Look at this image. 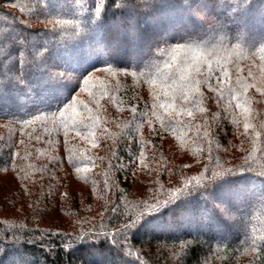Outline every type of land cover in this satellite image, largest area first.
Segmentation results:
<instances>
[{
    "label": "trees",
    "instance_id": "1",
    "mask_svg": "<svg viewBox=\"0 0 264 264\" xmlns=\"http://www.w3.org/2000/svg\"><path fill=\"white\" fill-rule=\"evenodd\" d=\"M200 30L209 34L195 38ZM8 37L14 45L0 46V264H89L84 256L264 264V163L249 157L178 188L242 123L262 125L260 94L237 64L264 67V0H0V40ZM194 48L235 54L231 137L212 127L218 105L200 87L210 83L208 66L187 71ZM102 70L122 76V86L96 77ZM135 80L161 94L149 102ZM141 103L155 120L147 131L137 126ZM211 194L222 195L219 205ZM166 228L172 233L145 234Z\"/></svg>",
    "mask_w": 264,
    "mask_h": 264
},
{
    "label": "rangeland",
    "instance_id": "2",
    "mask_svg": "<svg viewBox=\"0 0 264 264\" xmlns=\"http://www.w3.org/2000/svg\"><path fill=\"white\" fill-rule=\"evenodd\" d=\"M217 23H218L217 21L207 22L209 26L216 25ZM208 34H209V31L207 32V31L200 30L198 33L194 35V37L202 38V37H206V35ZM232 35H234V33ZM247 40L249 42H253V41H257L258 38L254 37V38H249ZM1 45L4 47L14 45V40L12 37H8L6 39L0 40V46ZM204 53L205 51L202 49H197V48L192 49V52L190 53V55H191V58L193 59V63L191 64V66L188 68L187 71L189 72L193 71L196 68L200 67L201 65L205 67L208 66L207 68V70L209 69L208 77H209L211 84L207 81V79L204 78L200 82V87H204L205 90H209L210 88V90L208 91V95L212 97L213 103L215 105H218L216 106L215 112L213 115L215 124L212 127L218 131V136L223 137V135L228 134V136L231 137V132L227 129L231 127L234 128V124L238 121H235V118L234 119L232 118V115H233L234 110L236 109V106H235V94L232 92L230 93L229 91V90L233 91V89L232 87L231 88L229 87L230 82L228 80V76L230 75V67H231L230 64L232 63V61L229 60L228 58L229 56H232L235 54L234 53H223L222 55H219L218 53H210V52L208 53L207 52V55H204ZM34 64L31 63V66H34ZM146 64H147L146 61H142L140 62V64L135 65V66L144 67ZM237 65H238L239 73H245V75L250 79L249 86L253 89V91H258V93L260 94V96L258 95V97L261 102L260 115H262V119H261L262 125L259 124V129H251L249 124L242 123L241 129L239 128L240 130H242V132L236 135L235 138L230 142L229 145H227L226 148L222 150H219V149L214 150L212 155H214L215 158L212 160V163L208 166H196V168L188 174V180L192 178L193 180L184 181L180 186H178V188L181 186L187 187L190 185V183H193L196 180L197 181L202 180L203 178H205V176H207L206 170L208 169L210 171V175L213 177L214 174L221 173L223 172L224 169L230 168L240 163H244L242 160L244 159L246 160L249 157L251 159L256 158L255 160H257L258 162H255V163L257 164L264 163L263 162L264 148L257 151L259 148V144L261 142H264V67L259 65L257 62H253L252 59H245L243 61H239ZM24 66L25 65L22 66L20 64V66L18 67L19 69H23ZM218 71H221L220 73H218L219 75L214 76V72H218ZM95 75L98 78H105L114 83L117 82L120 86H122L121 83L122 81H124V78L118 79V77H122V76L113 75L112 71L102 70L101 72H98ZM135 82H138L136 83L137 92H143L144 98H146V100H148L151 103L156 99V96H155L156 94L157 95L161 94L160 88L158 86L145 85V83L141 81H137V80H135ZM247 90L251 91L250 88H247ZM144 106L145 105L141 103L140 109H138L139 115L143 120L142 122L138 121L137 126L147 131L151 127L154 126L155 120L147 116ZM237 111L244 112V111H247V109L242 108V109H237ZM217 128H219V130ZM203 131H204V134L210 135V132L206 126ZM92 140L93 139H90V140L86 139V142L91 146V148H93L95 145H98L100 147V144L97 139L96 140L94 139L93 142ZM242 141L244 142V145H241ZM239 146L242 148L246 147V149L242 151L240 150L241 154L238 153L239 150L236 148ZM201 149L202 148H200V150ZM203 150L204 149H202V151L200 152L202 153ZM261 150H263V152H261ZM46 153L49 154L50 152L46 150ZM203 154L205 155V157H203V160L207 163L209 155H210L209 151L206 150ZM253 155H255L256 157H254ZM131 165H132V162L130 161L126 165L125 169L129 171L132 170ZM173 190H178V189H176L175 187H172L169 189V191H173ZM221 196L222 195H216V194L212 196L211 194V199L213 198L216 201V203L219 205L218 199ZM220 207L221 209H226V207L223 206L222 204ZM244 208L245 207L234 208L235 209L234 213L241 214L244 212L245 210ZM170 233H172L171 228H166L161 233H150L148 231L145 232V234L152 235V236L169 235ZM200 234H203V233L200 232ZM214 239H218V238L214 237ZM83 258L89 264H102V263H96L86 256H84ZM119 263L124 264V261L120 260L117 264Z\"/></svg>",
    "mask_w": 264,
    "mask_h": 264
},
{
    "label": "snow or ice",
    "instance_id": "3",
    "mask_svg": "<svg viewBox=\"0 0 264 264\" xmlns=\"http://www.w3.org/2000/svg\"><path fill=\"white\" fill-rule=\"evenodd\" d=\"M85 83H87V81H86ZM230 170H232V169H226L225 172L230 171ZM225 172H224V173H225ZM221 174H223V173H217V174H214L213 177H216V176L221 175ZM213 177H210L209 179H211V178H213ZM221 212H222L224 215H227L228 210H227V209H222ZM135 222H136V221H130L129 224L126 225L125 227L130 228V227L133 226V224H134Z\"/></svg>",
    "mask_w": 264,
    "mask_h": 264
}]
</instances>
